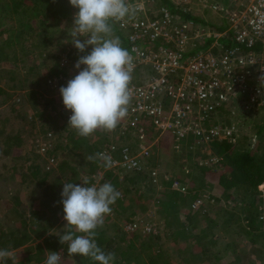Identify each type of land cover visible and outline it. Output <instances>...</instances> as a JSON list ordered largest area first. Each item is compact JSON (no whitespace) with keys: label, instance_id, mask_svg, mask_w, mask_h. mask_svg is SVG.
Masks as SVG:
<instances>
[{"label":"rangeland","instance_id":"1","mask_svg":"<svg viewBox=\"0 0 264 264\" xmlns=\"http://www.w3.org/2000/svg\"><path fill=\"white\" fill-rule=\"evenodd\" d=\"M170 1L174 6L183 4V0ZM196 1L189 0L186 6L191 5L196 8L198 6L195 5ZM214 1L227 4L230 0ZM39 3L42 7L33 14L31 10L25 8L32 6L33 1L23 0V6L16 7L19 13H14L12 0H0V46L2 47L0 65L3 62L4 66V71L0 68V86H3L7 92V95L0 96V113L7 115L3 122H0V199H9L6 195L11 196L21 192L20 184H22L23 188L19 196L24 195L26 200L27 196L30 198L33 196L58 202L61 199L63 183H77L79 178L91 175L99 165L98 161L95 165L94 161L87 159L89 155L86 153L85 146L80 144L78 149L71 146L60 153V158L65 162L61 169L55 168L46 172L42 158L33 150V138L37 131L51 125L59 128L57 121L60 124L63 123V128L59 130L62 135L67 136L70 133L77 135L67 126L65 120L58 118L57 111L64 107L62 97H57L58 92L49 91L45 85L46 78L60 75V68L64 69L70 78L78 72L73 67L77 59L70 55L74 48L71 43L70 27L77 9L73 8L70 14L62 15L57 12L61 10L62 0ZM24 8L25 11L21 13ZM190 16L197 19V26L207 25L218 29L223 25L219 16L208 8L200 7ZM110 23H112L113 34L116 36L119 31L118 26L115 21ZM220 41L228 43L225 39ZM88 49L90 51L91 46ZM64 56L67 64L62 67L60 62ZM53 71H59V74L54 75ZM30 89L37 91L36 100L28 95ZM16 96H21V103L14 101ZM46 100L54 107V111L51 112L55 116L54 119L52 120L49 115L48 117L43 115L29 120L28 115L32 114L31 106L38 103L39 108H43ZM219 116L225 122V129L236 135L232 145L249 150L252 156L260 157L259 160L264 163V127H262L264 126V107L247 109L235 104L226 105L219 111ZM102 135L103 132L98 130L95 137L98 138L97 144L105 142ZM213 156L219 157L217 164H212L210 168L198 166L199 161ZM227 157H230V151L223 152L222 148L213 142L199 146L194 140H187L176 146V142L165 139L152 146L151 157L145 172L133 174L123 182H118L109 172L105 182H111L121 195L111 206V214L105 216L102 227L97 230L104 232L103 239L114 240L115 244L112 246L117 258H121L120 254L127 246L125 240L128 237L131 239L130 234L124 235L122 231L125 222L134 218H142L143 221L151 219L161 237L164 233H168V230L171 232L172 229L166 223L168 219L164 216L162 202L166 199L167 193L172 190L168 182L171 180L173 184L175 180L188 187L183 197H190L197 192L196 195L204 200L199 208L194 209L195 212L191 209L188 224L191 234L204 233L206 236L200 242L196 241V238L195 240L181 239V245H178L165 235L161 242L154 243L147 249L157 251V248L161 247L163 251L161 258L170 257L169 264H184L180 261L183 248H189L194 243H198L196 250H200L205 241L207 246L206 249L204 246L203 248L210 252L196 253L192 256L190 264H264V180L253 188L252 183L249 184L246 179L243 180L240 172L232 171L231 160ZM151 167L158 170L161 180L163 175L168 178L159 184L149 182L147 171ZM218 174L222 175L221 178L223 177L228 183L233 182V186L230 185L228 188L220 186L217 183ZM114 181L118 185H114ZM190 189H192L191 194H188ZM19 196L15 203L17 208L13 209L12 213L5 214L6 210H11L14 206L12 202L8 204V207L1 204L0 249L16 241L18 237L19 241H28L25 235L33 221L32 217L26 213L27 205L19 201L21 199ZM187 207L181 205L173 212L179 218H183ZM149 210L155 211L152 218L145 215ZM249 216L253 220L251 223ZM48 222L52 223L53 220L50 219ZM168 223H170L169 220ZM182 230L185 231V229ZM13 232L15 236H12ZM187 233L183 232V236ZM8 234L10 237H7ZM149 238L151 237L145 235L136 240L135 237L132 239L139 245L143 239ZM252 238L255 242L251 240ZM142 254L139 264H147L146 249L142 251ZM33 255H39V252L33 250ZM81 258L82 256L78 255L74 259L70 257L69 263L85 264ZM161 258L158 260L159 264H163ZM120 261L124 262V259L121 258Z\"/></svg>","mask_w":264,"mask_h":264},{"label":"built area","instance_id":"2","mask_svg":"<svg viewBox=\"0 0 264 264\" xmlns=\"http://www.w3.org/2000/svg\"><path fill=\"white\" fill-rule=\"evenodd\" d=\"M127 3L133 11L115 22L121 46L133 57L131 102L117 128L102 131L105 142L98 153L110 155L112 166L105 169L98 161V168L79 178L77 184L83 178L89 179V186L101 184L109 172L118 182L145 172L152 146L161 140L171 139L176 146L181 139L194 140L199 146L213 141L234 142L236 135L225 129L219 111L232 104L247 109L264 107V0H230L227 4L197 0L196 8L186 6L189 0H183V4L175 6L177 13L160 0ZM200 7L217 14L223 28L197 26L195 21L180 16L192 15ZM222 39L228 43H221ZM208 40L212 41L207 43ZM84 54L75 47L70 53L73 58ZM66 64L64 56L60 66ZM68 80L64 76L48 77L45 85L60 93L59 88L66 86ZM70 114L66 110L65 122ZM97 131L86 138L94 137ZM54 134L48 130L33 138V150L44 160L46 170L55 165V156L50 153ZM217 162L219 157L213 156L198 165L210 168ZM147 172L153 184L168 178L163 175L161 180L154 167ZM171 187L183 194L188 189L175 180ZM203 201L199 197L191 208H199ZM145 215L152 218L155 211L149 210ZM150 220L134 218L124 223L123 230L160 234Z\"/></svg>","mask_w":264,"mask_h":264},{"label":"clouds","instance_id":"3","mask_svg":"<svg viewBox=\"0 0 264 264\" xmlns=\"http://www.w3.org/2000/svg\"><path fill=\"white\" fill-rule=\"evenodd\" d=\"M68 3L77 9L70 27L71 43L85 54L74 63L77 74L59 92L64 108L71 112L67 126L86 138L97 130L114 131L127 115L133 57L113 34L110 21L123 20L133 10L127 0H68ZM89 46L90 51H86ZM87 159L101 161L105 169L112 166V158L106 153H96ZM120 195L111 182L89 186V179L83 178L79 184L63 183L59 203L66 223L58 237L61 245H67L69 256L87 257L97 264H114L116 254L105 252L97 244L96 230L102 227L105 216L111 214V206ZM11 255L0 249V260ZM62 255L48 251L44 264H61Z\"/></svg>","mask_w":264,"mask_h":264},{"label":"trees","instance_id":"4","mask_svg":"<svg viewBox=\"0 0 264 264\" xmlns=\"http://www.w3.org/2000/svg\"><path fill=\"white\" fill-rule=\"evenodd\" d=\"M33 1L32 6H26L25 8L31 10V13H37L39 7H42L41 2H46L48 0H31ZM161 3H163L166 7H168L170 9V11L177 13L178 11L175 10V6L173 5V3L170 0H160ZM2 3H4V1H2ZM62 5H61V10H58L57 12L59 14L62 15H67L70 14L71 11L73 10V7L68 3V0H62ZM12 6H14L13 12L14 13H19L18 9L16 7H22L23 6V0H12ZM25 8L23 10H21V13H23L25 11ZM180 16H182L183 19L186 20H193L196 22V18L190 16L189 14H183L180 13ZM116 36L121 38L120 35V31H117ZM207 43H209L207 41ZM1 46H0V50H1ZM1 52V51H0ZM79 57V56H78ZM78 57H75L76 59H78ZM2 58L0 57V60ZM6 66V65H5ZM7 67V66H6ZM0 68H2V70L4 71V66H3V62H1ZM2 73V72H1ZM54 75H58L59 71H53ZM64 75V77H67L69 79H71L68 75H66L65 70L60 68V75L62 76ZM59 76H52V77H59ZM46 88L49 91H53L51 89H49L47 86ZM6 89L3 86H0V96H4L7 95V92L5 91ZM23 93V92H22ZM28 95L31 98H35L36 100V95H37V91H34L33 89H30L28 91ZM58 97V96H57ZM6 100V99H5ZM15 102L21 103L22 99L21 96H16L15 97ZM32 108V114L29 116L28 115V119L29 120H33L35 118H39L43 115H46L48 117V115L50 116V118L53 120L54 119V115L51 114V112H53V108L51 106L50 103L47 102V100L44 102L43 104V108H39V104L36 103V105L31 106ZM15 111V110H14ZM16 112V111H15ZM58 113V118H60L61 120H65V115H66V110L64 108H61L57 111ZM7 115H2L0 113V122H3V120L6 118ZM27 119V120H28ZM28 120V121H29ZM57 126L59 128H57L54 125H51L50 127H46L45 129H40L39 131H37V134H43L44 132L50 130V131H54L56 136H54V140L52 141L51 144L52 145V149H50V153H53V155L55 156V165L53 167H51V169L49 170H44L46 172H49L55 168H57L58 170L62 168V166L65 164L64 160H62V158H60V153L64 152L65 150H67L69 147H74L75 149L80 148V144H83V146H85V150L86 153L90 156V155H95L96 153L99 152L100 148H101V143L97 144V139L95 138L97 135H95L94 137H92V139H87L85 137H79L78 135H72L70 133V135L68 134L66 135H62L60 133L59 130H61L63 128V123L60 124L59 121H57ZM264 127V126H262ZM39 132V133H38ZM36 134V135H37ZM35 135V136H36ZM186 140H182L181 142H184ZM104 142V140H103ZM102 142V143H103ZM213 144H215L216 146H219L222 148V151H230V157L228 159L231 160V167H232V171L236 170L238 172L241 173L243 180H247L248 183H252L251 185L253 186V188L260 182H262L264 180V163L259 160L260 157H256V156H252L249 150H245L241 147L236 148L233 144L232 141L230 140H223V141H213ZM42 160V164H44V160ZM98 161V160H97ZM94 161V164L96 165V162ZM199 167H203L198 165ZM141 173V172H140ZM113 176V174H111ZM109 176V174H108ZM222 175L218 174L217 176V183L224 187V188H228L230 187V185L233 186V182L228 183L226 180H224V178L222 177ZM137 177V176H136ZM114 185H118L116 181L113 182ZM171 181L168 182V185H171ZM192 189H190V191L188 192V194H191ZM186 194V193H185ZM183 193H181L180 191H176V190H170L167 193L166 199L162 202V208H163V212H164V216L167 217L166 219H168L170 221V223H168V220H166V223L170 226L171 232L168 230V233H164V236L168 235V238L170 237L173 243H177L178 245H181L180 240L181 239H194L196 238V241H201L206 235L204 233L199 234V235H194L191 234V229L190 226L188 224V220L190 219V215L192 212V208H191V204L194 202V200L198 199L199 197L196 195L197 192L193 193L192 196L190 197H183V195H185ZM181 203V204H180ZM184 205V206H188L187 207V211H186V215L183 218H179L177 216L176 213H174L173 211L177 210V207ZM191 210V211H190ZM173 214V215H172ZM172 217V218H168V217ZM249 222H253L252 217H248ZM173 227V228H172ZM169 229V228H168ZM185 229L187 235L183 236V232H185ZM97 231V236H96V242L97 244L105 251V252H114L113 250V244H115L113 239H109V240H105L104 238V232L102 230H96ZM122 231H124L122 229ZM124 235H131V239H129L130 237H128V239H126L125 241L127 242V246L125 247V249L123 250V252H121L120 257L124 259V262H121L120 259L121 258H117L118 256H116V260L114 262V264H139V258L142 254V251L144 249H146V254L145 257L147 259V264H159L158 260L159 258H161L162 256V250L161 247H158L157 251L153 250L150 251L149 247L153 246L154 243L161 242V239L164 238L161 237L162 235H146L144 233H137V232H133V233H127V232H123ZM126 233V234H125ZM149 236L151 238L146 239V240H142V242L139 243V245H137L136 243H134L135 241H133V237H135V240L144 236ZM12 236H15L14 232L12 233ZM16 241H13V244L18 243L21 241L18 240V238L15 239ZM252 241L255 242V240L252 238ZM107 243V245H106ZM191 245V244H190ZM205 249H206V243L205 241L202 244ZM139 246H142V248H139ZM200 249V250H196V248H198V243H194L193 245H191L189 248L188 247H184L183 249V255L180 259V261H182L184 264H190L192 263V256H194L196 253L198 254H203V252H210V250H205L204 248ZM148 253V254H147ZM166 256V255H165ZM167 257V256H166ZM162 257L161 259L163 260V264H169V258L167 257ZM126 259V261H125ZM134 260V261H132ZM144 260V258H143ZM81 261L84 262L85 264H97V262L91 260L90 258L87 257H83L81 258ZM145 264V263H144Z\"/></svg>","mask_w":264,"mask_h":264},{"label":"crops","instance_id":"5","mask_svg":"<svg viewBox=\"0 0 264 264\" xmlns=\"http://www.w3.org/2000/svg\"><path fill=\"white\" fill-rule=\"evenodd\" d=\"M218 28L222 29L223 26ZM211 41L212 40H208L209 43ZM102 138H104L103 135ZM20 186V191L22 192L23 185L20 184ZM21 192L11 196L6 195V198L9 199L1 198L0 210L2 209L1 204H3L4 207H8V204L12 202L14 206L11 210H6L7 212L5 214L12 213V210L17 208L15 203H17L18 196ZM19 197H21L19 201L27 205L26 213L32 217L33 221L29 228L30 230H28L25 235L28 241H21V243L18 242L15 244H13V242L10 244L8 243L5 248H1L9 251L12 255L4 260H0V264H44L48 251L62 252L61 264H72L69 263L71 261L69 260L71 256L67 253V245H61L57 237L59 232L62 233L66 223L62 218L63 206L59 203L61 199L55 202L52 199L35 198L33 196H31V198L27 196V200L24 195ZM45 209H47V211H45ZM11 217L14 218L12 214ZM50 219L53 220L52 223L48 222ZM7 237H10V235L8 234ZM33 250L39 252V255H33Z\"/></svg>","mask_w":264,"mask_h":264}]
</instances>
